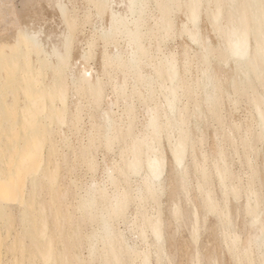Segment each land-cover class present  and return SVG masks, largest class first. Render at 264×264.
<instances>
[{
  "label": "bare ground",
  "instance_id": "obj_1",
  "mask_svg": "<svg viewBox=\"0 0 264 264\" xmlns=\"http://www.w3.org/2000/svg\"><path fill=\"white\" fill-rule=\"evenodd\" d=\"M13 1L0 0V264H261L260 0ZM242 102L251 119L228 123ZM207 123L214 147L199 152Z\"/></svg>",
  "mask_w": 264,
  "mask_h": 264
},
{
  "label": "rangeland",
  "instance_id": "obj_2",
  "mask_svg": "<svg viewBox=\"0 0 264 264\" xmlns=\"http://www.w3.org/2000/svg\"><path fill=\"white\" fill-rule=\"evenodd\" d=\"M18 1L21 3V0H14L13 3L19 5L20 3H19ZM39 1H40V0H39ZM39 1L37 2V4L39 3L38 5H39V7H40V6H41V3H40L41 1H40V2H39ZM42 1H43V0H42ZM47 1H48V0H47ZM50 1H51V0H49V2H50ZM51 5H52V1L50 2V5L48 6V8H50ZM180 41H181V40L178 39V42H180ZM169 44H170V45H173V43H169ZM244 104H245V102L240 103V104L238 105L237 109H236L233 105H231V106H232V109H234V110L231 109V106H230L229 103L227 104V105H228V106H227L228 108L225 106V107H226V110L229 109V110H227V111L224 110V114H225V113L228 114V115L225 114L226 117H228V119H229V117H231V116H229V115H232V116H233V114H235L234 117H236V118L238 117V118L240 119V120H239L238 118H237V119L235 118V119H231V121H230V119H229L230 122H228V123H231V124H235V123H236V124H240V123L242 122V125H245V124H246V118H244V117L247 116L249 119H251V114L248 113V111H249V110L251 111V109H250V107H249L248 104H245L246 106H245ZM242 105H243V106H242ZM247 105H248V109H249L248 111H247V109H246V108H247ZM240 106H241V107H240ZM233 107H234V108H233ZM236 110H237V111H236ZM228 111H229V112H228ZM250 111H249V112H250ZM229 113H230V114H229ZM232 113H233V114H232ZM245 115H246V116H245ZM232 118H233V117H232ZM242 118H243L245 121L242 120ZM248 118H247V120L250 121ZM228 119H227V121H228ZM194 120H195V119L193 118L192 122H194ZM233 121H234V122H233ZM244 123H245V124H244ZM206 125H207L208 127H207ZM202 127L205 128V131H206V132H207V131L210 132L211 130H213V132H215V129H214V128H216L217 126H214V124H211V123H210V124L207 123V124H202ZM213 127H214V128H213ZM209 132H208V134L206 133V134L208 135L207 142L204 144L203 148H199V149H198L199 152L201 151V149H202V150H210V149H212V148L214 147V144H211V143H212L211 140H213V137H214L212 134H214V133H213V132H210L211 134H209ZM196 133H199V131H196ZM210 136H212V137H210ZM209 137H210L211 139H210ZM208 143H209V145H208ZM206 144H207V145H206ZM262 145L264 146V144L259 143L258 147H259L260 149H262ZM209 146H210V148H209ZM211 146H212V147H211ZM206 147H207V148H206ZM263 148H264V147H263ZM230 149H232V147L230 148V146H228V151H230V153H231L232 150H230ZM231 154H232V153H231ZM236 158L238 159L239 157H238V156L234 157V159H233V169H234L236 172L243 173L244 170H243V168L240 166V163H239L240 160L238 159V161H239V162H238ZM234 161H235V162H234ZM236 161H237L239 164H238ZM236 163L239 165L240 168L238 167V165H237ZM237 169H238V170H237ZM239 169H240V170L242 169L241 172L239 171ZM242 175H243V174H242ZM242 175H241V176H242ZM243 177H244V175H243ZM242 201H243V200L241 199V200H239V201H237V202L241 203ZM231 202H232V203H231ZM231 202H230V203H231L232 206H233L234 204H235V205L239 204V203H237L235 200H231ZM235 205H234V206H235ZM209 216L212 217V215H209ZM211 217H210V218H211ZM210 218H209V221L212 219V218H211V219H210ZM236 219H237L236 222H239V220H240L241 218H240V217H237ZM240 222H241V220H240ZM238 225H239V223H237V226H238ZM237 228H238V227H237ZM237 228H236V229H237ZM13 232H16V229H14ZM182 233H183L182 236H181V234L179 235L180 237H183V236H184V237L186 238V237L188 236V231H187V230H186V232L184 231V232H182ZM185 235H186V236H185ZM221 235H222V234H220V236L217 238V240H216L217 243H220L219 238H222ZM217 236H218V235H217ZM11 238L13 239L14 236H12V237L10 236V237L6 238V243H7L9 240H11ZM201 238H202V241L207 240V238H208V232H206V229H205V228H204L203 230H201ZM202 241L199 242L198 246H202ZM3 247H4V248H3V257H4V259L6 260L7 257L11 256V253L8 251V246H7V245H4ZM154 262H155V259H154V261L152 262V264H156V262H155V263H154ZM10 263H12V260L10 261ZM163 264H166V262L163 263Z\"/></svg>",
  "mask_w": 264,
  "mask_h": 264
},
{
  "label": "snow or ice",
  "instance_id": "obj_3",
  "mask_svg": "<svg viewBox=\"0 0 264 264\" xmlns=\"http://www.w3.org/2000/svg\"><path fill=\"white\" fill-rule=\"evenodd\" d=\"M172 7H175V8H178V9H182L184 7L199 8V7H202V5L186 6V5H183V4H178V5H173ZM260 7H261L262 11H264V0H260ZM193 22H196V14L195 13H193ZM182 156H183L182 152H177V164L179 165L180 168H183V158H182ZM161 169H162V162L156 161L155 162V170H156L157 179L160 178ZM177 215L178 216L180 215L179 209L177 210ZM260 223H261V228H260L261 238H262V240H264V211L261 212V221H260ZM261 264H264V261H262Z\"/></svg>",
  "mask_w": 264,
  "mask_h": 264
}]
</instances>
